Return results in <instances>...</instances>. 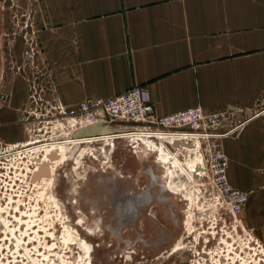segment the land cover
<instances>
[{"label":"rangeland","instance_id":"1","mask_svg":"<svg viewBox=\"0 0 264 264\" xmlns=\"http://www.w3.org/2000/svg\"><path fill=\"white\" fill-rule=\"evenodd\" d=\"M21 2L0 0V264L82 263L74 229L90 243L91 264H264V156L247 157L249 201L237 217L207 171L190 179L176 168L186 187L168 191L166 166L143 159L133 137H116L109 154L104 140L68 145L76 158L56 167L55 186L33 184L43 151L26 145L100 130L56 107L33 11Z\"/></svg>","mask_w":264,"mask_h":264},{"label":"crops","instance_id":"2","mask_svg":"<svg viewBox=\"0 0 264 264\" xmlns=\"http://www.w3.org/2000/svg\"><path fill=\"white\" fill-rule=\"evenodd\" d=\"M56 107L146 86L163 117L224 113L229 180L264 156V0H22ZM28 8V9H29Z\"/></svg>","mask_w":264,"mask_h":264},{"label":"built area","instance_id":"3","mask_svg":"<svg viewBox=\"0 0 264 264\" xmlns=\"http://www.w3.org/2000/svg\"><path fill=\"white\" fill-rule=\"evenodd\" d=\"M76 111L87 115L86 120L95 126L106 129L118 127L115 131L126 135L149 134L154 139L166 140L173 151L178 153L196 144L197 153L206 156L204 172L212 175L232 215L237 217L247 206L248 194L234 188L228 177L230 161L221 143V139L228 133L219 132L224 113H207L203 107L197 106L158 117L149 89L140 85L110 99L84 103Z\"/></svg>","mask_w":264,"mask_h":264},{"label":"bare ground","instance_id":"4","mask_svg":"<svg viewBox=\"0 0 264 264\" xmlns=\"http://www.w3.org/2000/svg\"><path fill=\"white\" fill-rule=\"evenodd\" d=\"M83 131L78 130L72 138H68L66 140L60 139V140L52 141L51 143L50 142H45V143L36 142V143H32L30 145L28 144L25 146L26 150H33V151L34 150H38V151L41 150V151H43L42 157L36 158L35 163L38 166V169H36L32 172V174L40 173L42 175V177L38 181H34L32 178L34 185H40L43 182H47L48 185L52 184L53 186H55V181L53 182V178L51 176L55 172L56 167L63 164V163H66L72 159L75 160V158H76V157H73V154L71 152H69L68 145L69 146L73 145V144L77 145L79 143L84 144L86 142L87 143H92V142L95 143V142H100V141L104 140L105 146L102 148V150L104 153L109 154L113 151V149L116 145L115 140H114L116 137H133L137 152L143 159H145L149 155H155L159 159V161L166 166L165 174L167 175V181H166L165 186H166L167 190L170 192L179 193L178 191L183 190L186 187V183L184 181H182L181 184H179L175 181L174 175L177 172L176 168L177 169L179 168L180 170L187 172L190 179H194L200 173L203 174V172L205 170L204 159H203L202 155L197 153L196 148H195L196 144L193 146H189V147L187 146L186 147L187 149L185 151H183L182 154L185 156V163L183 164V162L180 160V158L177 155H175L174 152L169 148L166 141L164 142L163 140H160V142L157 143L153 139V136H151L149 134L137 133L135 135L134 134L133 135H126L125 133L114 132V133L104 134V135L93 134L91 136V133H90L89 134L90 136L84 137L85 133ZM81 132H83V133H81ZM83 154H84V149L80 151L79 157H82ZM48 164L51 165L50 166L51 170L48 168ZM187 167L189 168V170H186ZM46 173H48V177L44 176ZM72 180H71V183L73 182ZM80 222L82 223V220ZM6 230L8 231V229H6ZM8 232H10L12 234V231H8ZM74 234L75 235H73V236H74V238H76L75 243L80 244L81 249L83 251L82 253L84 255L82 257L83 262L82 263L80 262L77 264H91L92 260H90L89 256H88L87 261H84V258L86 257V255H88L89 251L91 250L90 249L91 248L90 243H88L86 241V239H84L80 235L79 231H77L75 229H74ZM21 243H22L21 240H18L17 241V247H20ZM219 263L221 264V262H219Z\"/></svg>","mask_w":264,"mask_h":264},{"label":"water","instance_id":"5","mask_svg":"<svg viewBox=\"0 0 264 264\" xmlns=\"http://www.w3.org/2000/svg\"><path fill=\"white\" fill-rule=\"evenodd\" d=\"M95 127L100 130L97 134H100V133L107 134L109 132H112V130L109 129V128L106 129V128L99 127V126H95ZM85 132H87V130L84 131V133ZM44 176L45 177H48V173H46ZM41 177H42V175L40 173H34L33 176H32V178H33L34 181L40 180Z\"/></svg>","mask_w":264,"mask_h":264}]
</instances>
